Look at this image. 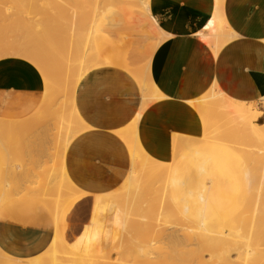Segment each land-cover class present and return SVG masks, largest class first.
Returning a JSON list of instances; mask_svg holds the SVG:
<instances>
[{"label":"bare ground","instance_id":"6f19581e","mask_svg":"<svg viewBox=\"0 0 264 264\" xmlns=\"http://www.w3.org/2000/svg\"><path fill=\"white\" fill-rule=\"evenodd\" d=\"M225 1L214 0L211 15L194 31L215 56L238 35L227 20ZM117 4L123 7L119 10ZM135 6L156 28L154 41L134 49L137 56L119 48L101 50L97 36L110 35L122 22L116 19L121 9ZM0 9L6 21L23 29L16 37L3 38L0 60L16 57L32 63L44 83L38 95L16 92L2 100L37 108L41 116L29 129L36 151L32 160L40 164L41 154L46 155L43 180L37 185L17 190L7 178L0 187V225L11 231H0V264H119L120 257L113 254H122L127 243L128 264H134L131 246L138 238L131 229L130 207L143 197L157 202L151 206L158 221L154 235L143 243L153 263L163 254L172 257L174 247L180 246L199 252L202 261V254L209 252L210 264H264V92L255 100L239 99L215 81L204 94L188 100L200 115L202 134L175 133L174 158L162 161L148 153L138 130L143 111L169 97L156 82L151 64L157 48L173 33L164 31L151 0H0ZM254 51L264 64V35ZM105 65L129 70L142 99L128 125L118 130L128 145L129 173L118 191L90 194L72 181L65 158L72 139L86 127L76 104L78 85L89 71ZM44 124L38 131L37 125ZM7 170L12 178L21 165L8 163ZM88 198L92 222L71 240L75 210ZM126 204L128 233L112 235L104 229L106 219ZM140 220L146 221L147 215L140 214ZM21 230L45 231L39 247L50 239L38 253L17 252Z\"/></svg>","mask_w":264,"mask_h":264},{"label":"crops","instance_id":"0c3cea01","mask_svg":"<svg viewBox=\"0 0 264 264\" xmlns=\"http://www.w3.org/2000/svg\"><path fill=\"white\" fill-rule=\"evenodd\" d=\"M151 7L164 31L173 33L157 48L151 64L156 82L169 97L143 111L138 130L148 153L169 161L175 133L200 136L203 132L200 115L188 100L204 94L215 81L239 99L255 100L264 92V64L254 51L259 36L264 35V0L225 1L227 20L238 35L217 56L194 34L211 15L214 0H151ZM43 87L42 76L32 63L16 57L0 60L1 98L16 92L38 95ZM75 98L86 127L67 148L68 175L90 194L114 190L131 166L128 145L118 130L128 125L140 107V85L129 70L105 65L85 75ZM0 231L11 232L5 225H0ZM21 232L17 252L24 249L25 254L42 251L50 239L49 235L39 247L45 231Z\"/></svg>","mask_w":264,"mask_h":264},{"label":"rangeland","instance_id":"374dc122","mask_svg":"<svg viewBox=\"0 0 264 264\" xmlns=\"http://www.w3.org/2000/svg\"><path fill=\"white\" fill-rule=\"evenodd\" d=\"M115 6L119 8V10L120 7H123V5L119 4ZM138 8L140 7L135 6L134 8L126 7L123 10L121 9L120 14L116 15V19H121L122 21L120 26L113 29L110 35L107 37L105 36L106 38L100 35L97 36L99 40L97 41L101 50L109 47L111 50L119 48L121 51L125 52L127 50L132 53L134 49L141 48L143 43L151 44L154 41L153 38L157 35L156 28L150 25L149 21L151 19L148 16H141L138 14ZM20 30L23 31L18 24L8 22L3 18V11L0 9V44L4 37L18 36V33L21 32ZM143 34L147 35L148 39L142 36ZM132 54L133 56H137L135 53ZM130 57H132V55ZM258 104L259 106L262 105L261 103ZM51 108L53 112L57 111L56 107L51 106ZM41 110H43V108ZM45 112H49V108ZM37 114H40L37 108L10 105L5 103L0 97V187H2L7 178L11 179L13 188L17 190L23 189L27 184L32 186L37 185L43 180L41 170L43 169L46 155H44V153L41 154L40 159L42 163L40 164H36L32 160V155H35L36 151L34 150V146L31 145L34 139L31 138L32 134L29 131L32 121L36 119L35 117L41 116ZM46 126L45 124L44 126L37 125L38 131ZM48 126L51 127L50 125ZM48 157L50 160L51 158L53 159L52 155ZM173 158L174 149L172 159ZM8 163L21 165L19 174H13L11 178L7 170ZM118 188L119 186L113 191H118ZM152 200L153 199L143 197L138 200L134 206L130 207L132 220L131 229L134 230L138 238L136 243L131 246V253L135 257L134 264H155L149 259L147 250L143 249L144 240L154 235L155 225L158 223L151 210V206L154 204L157 206V202L154 201L153 203ZM121 207L123 210L122 212H114L106 219L107 224L104 229L112 235L123 236L128 233V205H121ZM75 211L77 216L73 218L75 226L70 235L71 240L77 238L85 227V224H91L92 222L90 200L87 199L78 206ZM101 213L102 210H99L95 218L100 219ZM140 214H146L147 220L141 221ZM161 222L167 224L165 218H163ZM165 251L166 249H164V252ZM198 253L197 251H191V249L187 247H174L172 257H167L166 254H163V258H161V261L157 264H210V262H208L210 256L209 252H204L202 254L201 257L203 261L199 260ZM113 256L120 257L119 264H128V243L122 254H113Z\"/></svg>","mask_w":264,"mask_h":264}]
</instances>
